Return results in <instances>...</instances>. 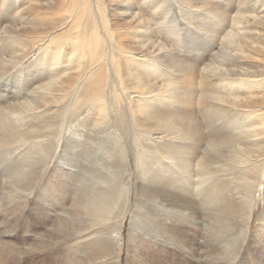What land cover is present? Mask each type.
Listing matches in <instances>:
<instances>
[{
  "label": "bare ground",
  "instance_id": "bare-ground-1",
  "mask_svg": "<svg viewBox=\"0 0 264 264\" xmlns=\"http://www.w3.org/2000/svg\"><path fill=\"white\" fill-rule=\"evenodd\" d=\"M181 4L198 5L0 0V194L8 182L5 214L22 245L0 229V264H34L48 250L55 264L109 261L134 190L130 263L264 264V218L249 230L264 196V0H240L233 15L203 3L232 17L223 33L225 22L184 24ZM133 129L144 150L184 154V173L210 185L197 192L164 169L143 171L151 155L132 161L124 146ZM32 217L48 230L35 233ZM69 239L79 248L68 259Z\"/></svg>",
  "mask_w": 264,
  "mask_h": 264
},
{
  "label": "rangeland",
  "instance_id": "rangeland-1",
  "mask_svg": "<svg viewBox=\"0 0 264 264\" xmlns=\"http://www.w3.org/2000/svg\"><path fill=\"white\" fill-rule=\"evenodd\" d=\"M180 1V0H179ZM182 1V0H181ZM212 1V2H211ZM230 1V2H229ZM233 1V2H232ZM210 2V3H209ZM214 2H215V4H214ZM229 2V3H228ZM203 3H207L208 5H210V4H212L213 6H215V7H217L218 9H220V10H223V11H225L224 9H226V11H228V12H232V15L234 14V12H236L235 11V7L234 6H236V8H238V6H240V0H197V8L195 7L194 9L195 10H190V8L188 9V7L186 8L184 5H180V8H179V13H181V10L183 11V17H182V19H183V23L184 24H186V25H190L191 23H190V18L189 17H192V16H194L195 17V23H196V25L198 26H200V27H204V24L206 23V21H207V23L208 24H212L214 27H216L219 23H221V22H225L226 23V20L224 21V19H222V17H221V15L219 14L218 15V13L216 12H214V11H210V10H207L206 9V7H204L203 6ZM233 3V4H232ZM258 4H260V3H258ZM231 5H233V6H231ZM201 6V7H200ZM221 6V7H220ZM231 6V7H230ZM229 7V8H228ZM233 7V8H232ZM182 8V9H181ZM203 8H205V9H203ZM201 9V10H200ZM184 10H186V13H185V11ZM198 10H200V11H198ZM188 11V12H187ZM212 12V13H211ZM227 12V13H228ZM230 12V13H231ZM214 13V14H213ZM188 14L190 15V16H188ZM220 16V17H219ZM189 19V20H188ZM219 20V21H218ZM223 20V21H222ZM191 22H192V19H191ZM200 23V24H199ZM232 23H233V19H232V17L227 21V23H226V27L225 28H223V27H221L220 28V30H222V33L224 32V30H229V29H231L230 27H231V25H232ZM215 24V25H214ZM217 24V25H216ZM218 27V26H217ZM219 28V27H218ZM166 76H168L167 74H166ZM182 78H183V80H182ZM181 78V76L180 77H178V78H176V82L177 81H179L178 83H182L183 81H184V77H182ZM185 82V81H184ZM196 82H199V81H196ZM219 82H221V83H219ZM223 81H218V80H214V82L211 84L212 86L214 85V84H222V85H225V83H222ZM215 86V85H214ZM235 86H237V85H235ZM197 101V100H196ZM120 131V130H119ZM133 132H134V129H133ZM132 132V133H133ZM142 135V134H141ZM141 135H139V134H135V132L132 134V135H130V136H128V137H126L125 138V136H123V141L125 142V147L126 148H128V151H129V156H130V160H132V161H135V160H137V158H145L146 156L148 157V156H150L151 155V159H152V161H151V159H150V162H148L147 164H148V167H147V164H145V166H142V168H144L143 169V171H147V170H151V171H153V170H155V172L157 173V174H160V173H163L164 172V175H166L168 178L170 177V175L171 176H181V177H179L181 180H183V179H185V180H183V182L184 183H186V184H189L190 183V186H191V188L195 191L196 189V191L198 192L199 191V189L200 188H202V187H208L210 184V181H205V183H202V181H204V180H206L207 178H203V176H201V174H200V172L197 170V169H192V172H191V170L190 171H187L188 169H190V166L187 168V169H185V173L187 174H185L184 173V169L181 167V158H182V160H183V157H184V154H182V152H181V154H182V156L181 157H175L174 159H168L167 157H163V154H162V156H161V153H159V154H157V152H155V151H151L152 152V154H151V152L148 150V149H146V147H145V149L146 150H144L141 146H143V144H144V141H146L145 139H143V140H140L141 138ZM137 137H139V138H136ZM172 138L171 136H167V139H166V141H170V140H172V139H174V138H172V139H170V138ZM130 138H131V140H130ZM135 139V140H134ZM127 140V141H126ZM164 140V139H163ZM177 140V139H176ZM138 141V142H137ZM178 142H183V143H185V142H187L188 140H177ZM106 142V143H105ZM108 141H102L101 142V144H99V146H100V153L103 155L104 154V156L105 155H108L109 154V152L107 151V150H109V149H111L110 147H109V142L107 143ZM141 142H142V144H141ZM103 143H104V145H103ZM133 144V145H132ZM140 144H141V146H140ZM189 144V143H188ZM128 146V147H127ZM104 147V148H103ZM137 147V148H136ZM140 147V148H139ZM187 147V146H186ZM60 149V148H59ZM104 149V150H103ZM134 150V151H133ZM144 152V153H142V151ZM134 153H133V152ZM59 152V151H58ZM136 152V153H135ZM146 152H148V153H150V154H148V153H146ZM155 152V153H154ZM201 152V151H200ZM138 153V154H137ZM137 154V155H136ZM180 154V155H181ZM203 154V150H202V152L200 153V155H202ZM136 156H137V158H136ZM155 156V157H154ZM160 156V157H159ZM153 157V158H152ZM159 157V158H158ZM200 157V156H199ZM199 157L197 158H194V157H192L191 158V166H194V168L196 167V165H197V162H198V160H199ZM179 158V159H178ZM185 158V157H184ZM142 159H140V160H142ZM57 159H55V161H56ZM159 160H162V161H159ZM165 160H167V161H165ZM171 160H174V161H172L171 162ZM177 161V162H176ZM179 161V162H178ZM195 161V162H194ZM168 165H167V164ZM175 163V164H174ZM180 163V164H179ZM53 164H55V163H53ZM155 164V165H154ZM178 165V166H175V165ZM143 165H144V163H143ZM166 165V166H165ZM55 166V165H54ZM54 166H50L49 167V171L54 167ZM153 166V167H152ZM180 166V167H179ZM140 167V166H139ZM139 167H137V165H135V163H133V166L131 167V170L133 171V173H137V171L139 170ZM177 168V169H176ZM180 168H182V172L184 173V174H182L181 172V174L179 173V169ZM164 169V170H163ZM157 170V171H156ZM162 170H163V172H162ZM176 170V171H175ZM48 171V172H49ZM171 171V172H170ZM187 171V172H186ZM170 172V173H169ZM190 172V173H189ZM197 172V173H196ZM166 173V174H165ZM197 174V175H196ZM199 175V176H198ZM184 177V178H183ZM194 180H193V179ZM190 181H189V180ZM204 179V180H203ZM45 180V179H44ZM122 180V179H121ZM202 180V181H201ZM189 182V183H188ZM191 182H192V184H191ZM207 182V183H206ZM121 183H122V181H121ZM181 184H182V182H180ZM7 184V185H6ZM2 183L1 184V187L3 188V189H1L2 190V192H3V194H0V229L1 230H3V231H5L6 232V239L7 240H11L14 244H16V245H18L19 247H22V245L20 244V238L18 237V236H14V234H10V232H11V230H13L14 229V227H13V225H10V224H8V223H10V221L12 220V219H10V218H8L9 216H7L6 214H5V212L7 211L6 209H9L10 207H8L7 208V205H6V203H5V198H6V193L4 194V189H5V187H8V189L9 188H11V186H10V184L7 182V183ZM195 185V186H194ZM201 186V187H200ZM121 187V189H123V187H122V185L120 186ZM194 187V188H193ZM196 187V188H195ZM132 204L133 205H131L132 207L131 208H129V210L127 211V214H126V220H125V223H124V228H123V235H124V241H123V243L122 244H118L116 247H117V253H116V255H115V257H113V258H111L109 261H106V262H103L102 264H107V263H111V262H118L119 264H132V263H130L131 262V259H130V250H128V248L130 249V247H129V245H128V242H127V239H125V238H127V234H128V228H129V226H130V223H131V220H132V214L134 213L133 211L135 210L134 208H135V205H136V199H137V190H134V192H133V196H132ZM2 205H3V207H2ZM9 206V205H8ZM3 208V209H2ZM5 208V209H4ZM264 209V196L261 194L260 195V197L256 200V203H255V207H254V215H253V217L251 218V223H250V225H249V230L251 231V233H255V231H257L258 230V228L260 227L259 226V221H260V219H263L264 218V213H263V210ZM202 218V217H201ZM206 219V217L205 218H203L202 219V221L204 222V223H206V221H208V220H205ZM22 224L23 223H20L19 225H20V230H21V228H22ZM2 225H4L3 227H2ZM41 225V224H40ZM39 225V223H38V219H36V217L34 218V217H32V221H31V229L35 232V233H38V232H41V231H45V230H48V227L47 226H50V224H45L44 226H40ZM148 226H149V223L147 224ZM44 227V228H43ZM52 227V226H51ZM150 227V226H149ZM148 227V228H149ZM18 229V228H17ZM37 229V230H36ZM43 231V232H44ZM9 234V235H8ZM253 234H252V236H253ZM13 235V236H12ZM14 237V238H13ZM203 238V237H202ZM264 238V237H263ZM126 240V241H125ZM66 243V246H65V244H64V246H60V247H63L64 248V251L66 252L64 255H65V257L66 258H71V256H74V255H71V254H73V252L74 251H76L78 248H79V246L76 244V242H75V239H69V240H67V241H65ZM84 242H86V241H84ZM125 242V243H124ZM127 243V244H126ZM69 245V246H68ZM170 247H172V245H169ZM66 248V249H65ZM161 248V247H160ZM159 248V249H160ZM69 250H73V252L71 253V252H68ZM160 250H162V249H160ZM164 250V249H163ZM49 251V253H50V250H48ZM174 251V252H173ZM23 252H25L24 250H22V254H23ZM81 252V251H80ZM164 252V251H163ZM172 252L174 253H172V255H175V256H171V255H169L168 253L167 254H163V256H164V258H166V260H167V262L168 263H171V260L173 259V258H179L180 256L176 253V250L175 249H173L172 250ZM48 252H46L45 253V255H44V253H42L43 254V256H42V254L41 255H39V256H35L34 257V264H55V261H54V259L49 255L48 256V254H49ZM128 253V254H127ZM47 254V255H46ZM81 253H79V255H80ZM246 254V251L245 252H243V254H242V257L240 258V261H242L243 260V258H244V255ZM23 257V256H22ZM42 258V259H40V258ZM129 257V258H128ZM117 258V259H116ZM175 258V259H176ZM37 259V260H36ZM115 261H114V260ZM21 260V259H20ZM111 261V262H110ZM218 261V260H217ZM21 262V261H20ZM53 262V263H52ZM178 262V263H177ZM175 263H177V264H183L181 261H176ZM24 264H28V263H26V262H24ZM193 264H199V263H195L194 261H193Z\"/></svg>",
  "mask_w": 264,
  "mask_h": 264
}]
</instances>
